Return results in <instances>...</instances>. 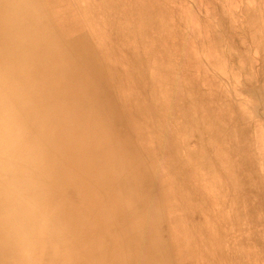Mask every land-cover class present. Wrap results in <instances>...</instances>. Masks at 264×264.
<instances>
[{
  "label": "rangeland",
  "instance_id": "obj_1",
  "mask_svg": "<svg viewBox=\"0 0 264 264\" xmlns=\"http://www.w3.org/2000/svg\"><path fill=\"white\" fill-rule=\"evenodd\" d=\"M2 1L13 4L3 9L4 13L18 15L22 21L16 17L21 28L17 34L29 39L31 30H37L33 41V45L39 43L37 50L47 52L46 47L50 48L49 53L55 54L52 64L68 67L51 74L56 77L63 72L70 78L59 86L56 99V105L69 104L70 111L69 117L67 113L57 117L54 111L52 122L43 117L37 122L29 114L43 112L48 94L43 95L39 85L37 96L24 87L26 99L31 101L26 105L36 109L23 112L28 117L22 133L21 112L13 106L17 100L4 94L0 67V223L5 226L0 224V264H64L66 210L73 203L85 212L87 225L82 228L81 221V237L91 243L94 253L99 246L114 248L116 239L122 244L125 239L132 264H160L159 230L166 209L162 162L174 155L176 143L178 153L184 145L198 143L197 155L210 158L228 155L232 144L244 142L248 181H253L256 173L262 189L258 194L254 186L250 188L248 225L256 220L264 236V0H193L195 5L184 0L181 53L167 52L160 30L149 29L146 12L138 4L141 0L130 5L135 13L132 36L123 27L126 0H119V6L110 0H104L103 6L93 5L92 0L93 6H87L97 18H110L113 9L117 22L119 19L117 31L107 24L99 31L94 24L104 35L101 40L107 46L103 48L116 43L113 48L119 49L107 52L95 50L102 47L95 46L94 37L78 36L79 0H72L70 21L62 17L59 3L63 0ZM65 29L75 36L65 37ZM95 29L92 32L97 34ZM78 88H86V98ZM63 89L67 92L62 95ZM91 111L97 117L88 124ZM74 112L86 117L79 119ZM63 120L67 124H61ZM49 123L57 124V129L53 125L50 129ZM78 125L83 129L105 126L107 140L102 129L99 138L93 131L84 130L83 134ZM52 133H58L59 138L54 140ZM65 137L83 138L96 146L100 140L101 145L94 161L96 171L90 167L92 171L85 173L70 165L78 184L74 190L60 180L66 181V168L62 172L61 167L67 165L65 151L71 143L61 142ZM57 143L63 150H53ZM52 164L58 166V175L51 174ZM108 164L111 172L106 177L102 170ZM170 167L174 166L167 165ZM98 219L106 224H97ZM76 226L75 222L74 233ZM133 226L139 227L135 242L129 236ZM262 248L264 251V239Z\"/></svg>",
  "mask_w": 264,
  "mask_h": 264
},
{
  "label": "crops",
  "instance_id": "obj_2",
  "mask_svg": "<svg viewBox=\"0 0 264 264\" xmlns=\"http://www.w3.org/2000/svg\"><path fill=\"white\" fill-rule=\"evenodd\" d=\"M133 1L136 2L126 0L124 12L126 23L123 27L130 36L132 29L135 30L134 8H130ZM79 2L78 36L94 37L95 46L102 47L95 48L98 52L119 50L113 48L116 43L106 49L107 45L101 40L104 35L97 31L105 24L119 30V19L117 22L113 9L110 18H97L94 9L87 7L92 5V0ZM110 2L119 6V0ZM186 2L196 4L193 0ZM59 4L62 5V17L70 21L72 0H63ZM138 4L146 12L149 29L160 30L166 51L181 53L184 0H141ZM49 5L54 18L55 4ZM93 5L105 3L104 0H93ZM116 11L118 18L119 7ZM50 23L55 29L51 20ZM64 36L69 38L75 34L65 29ZM190 36L192 39V30ZM191 51L194 52L193 47ZM232 145L228 155L202 158L197 155L198 143L184 145L182 153L177 152L176 143L174 155L171 153L169 160L165 158L162 162L166 209L159 230L160 264H264L263 232L256 220H252L249 227L247 212L250 188L254 186V193L261 194V179L254 173V180L248 181L245 144L239 141ZM167 165L174 167L167 168Z\"/></svg>",
  "mask_w": 264,
  "mask_h": 264
},
{
  "label": "bare ground",
  "instance_id": "obj_3",
  "mask_svg": "<svg viewBox=\"0 0 264 264\" xmlns=\"http://www.w3.org/2000/svg\"><path fill=\"white\" fill-rule=\"evenodd\" d=\"M12 5L13 4H10V2H6V1L0 0V43L2 44V46H0V47H2V50L0 52V59H1L2 63L0 65V67L3 69L2 74H1V79L3 80V83L2 82L1 83L3 84V87L2 86L1 87L4 88V91H3L4 94H6L8 96L9 95L15 96V99L17 100V104H16V101H13V106H15L14 109H16L19 112H21L19 115L21 116V119H22V128H21V131H22V129L24 127H26V124H24L23 121H25L26 118L28 117V116L26 117V115L23 112L26 111V110L28 112H30V111L32 112V110L36 109V106L29 107V106L26 105V103L31 102L30 101V97H28L26 99L28 92H32L35 96H37L39 94L40 90H43V92H42L43 95L48 94L46 96L48 102L45 104V107L42 109L43 112L38 114V115H36V116L34 115V114H36L35 112H32V114H29V115H31L30 117L34 118L37 122H39V117L46 118L47 121L52 122L53 121V116H54V111H57V115H56L57 117L61 116L64 113L65 114L67 113V117H69L68 113L70 111V105L66 104V103H65V107H64L63 104L62 105L61 104H57L56 105V99L60 96V94H59L60 92L59 93L57 92L58 88H60L59 86L66 84L65 82L68 81V79H70V78H66V76H64L65 74L63 73L64 70H65V67H67V66H65V67H64V65L63 66H55V65L52 64L51 58L55 59V54L53 55L52 53H49L50 52V48L46 47V51L47 52H44L42 50L41 51L37 50L36 46L39 45V43L36 44V45H33V41L36 38L35 36H37V34H34V33L37 30H34V31L31 30L32 36L29 39H25V38L22 37L21 34H17V32L21 31V28L18 27V24H17V22L15 20H16V17L20 20V17L18 15L15 16V15L7 14V13H10V12L4 13V11H3V9H6L7 6H12ZM11 20L13 22H11ZM28 27H29V25H28ZM28 40H30V41H28ZM200 41H202V40H200ZM196 52H197V50H196ZM63 64H65V63H63ZM41 70H44V71L41 73ZM58 70H61L63 72H61V74H58L59 76L57 75L56 77H54L53 73L57 72ZM51 72H53V73L51 74ZM61 78L63 80H61ZM38 85H39V88L41 87L40 90H39V88L37 89ZM66 86L68 88V85H66ZM24 87L27 88L28 92L24 93V91H23ZM77 91L83 93L84 97L86 98V96H87L86 95V88H81V89L78 88ZM64 92L66 93L67 91H65L63 89L62 92H61L62 95H63ZM56 93H58V94L56 96H54ZM51 94H52L53 97H50ZM35 96H33V97H35ZM82 101H84V100H82ZM77 104H78V102H77ZM60 110L62 111L61 114L59 113ZM72 115L79 117V119L83 118V117H86V116H83L82 114H78V113H75V112ZM95 116H96V113L94 111L89 112L87 114L86 123L89 124V123H92L93 121H96ZM88 118L91 119V121H87ZM61 124H67V121L63 120V122ZM52 125L53 124L49 123L48 127L50 129H52ZM20 127H21V125H20ZM53 127L54 128L56 127L55 129H57L58 126L56 124V125H53ZM104 128H105V126L102 125V128H101L102 129V135H103V138H105V140H107V137L105 136L104 131H103ZM77 129L79 131H81L83 134H84V130L85 131L88 130L90 132L93 131L92 132L93 135H96L97 137H99V134H101V129L98 128V127L96 128V126L93 127V125L92 126L90 125L89 127L86 126L84 129H83V126L78 125ZM22 133H24V132L22 131ZM112 137L114 138L115 136H112ZM52 138L54 140L58 139L59 138V134L58 133H52ZM24 139L25 138L23 136L20 138L21 146H23ZM64 139L65 140H62L61 142H65L66 141V142H71V143L67 146V148H66L67 150L65 151L66 157L69 158L68 162H67V165L65 167H64V165H63V167H61V171L62 172L66 168L65 169L66 174H64L65 177H66V181H63L62 180L63 178L60 179V180H61V182L64 185H66L67 188H69L71 190L72 189L74 190V187L75 186L78 187V184H77V181H76V178H75V175H74V171L70 170L71 169L70 165L72 163L74 165H77L78 170L82 171V172H85V173L92 171V170H90V167H91V169H93V171H96L94 161L98 160V157H99L98 150H99L101 145H100V140H99L98 145L96 146L95 144L91 143L89 140H85L83 138L80 139V138L77 137V139H70V137H68V139H67V137H65ZM60 144L61 143L55 144L54 149H53L55 152L59 151L60 148L63 150V145L61 147ZM33 149H34V147H33ZM114 157H115V155H114ZM85 162H88V163L85 164ZM57 167L58 166L56 164H52L51 167L49 168L52 175L53 174L58 175L60 173L57 170ZM110 167H111L110 164H108V167L105 166V168L102 170V175H104V176L106 175V177H107V175L111 172ZM106 177H105V179H106ZM110 178H109V180H110ZM116 179H117V177H116ZM54 180H55V178H54ZM88 180H91V179H88ZM128 180H129V176H128ZM107 182H108V180H107ZM113 183L114 182H112V184ZM47 185H49V184L47 183ZM42 187H44V186H42ZM85 187H84V189H85ZM39 189L40 188L37 187V190H39ZM42 189H44V188H42ZM54 191H55V189H54ZM72 192H71V195H70L71 198H73L72 197L73 196ZM51 194H52V191H51ZM75 197L76 196H75V193H74V198ZM47 202H49V201H47ZM46 205H48V204H46ZM66 212H67V214H66V217H67V231L66 232L67 233H65L66 234V250H65V253H64V259H65L64 260V264H132V260H134V259H132V255L130 253V247L129 246H125L127 244L125 242L126 241L125 239H124V244L120 243L119 239H116L115 241H117L118 243H117V246H115L114 248L110 247L108 249H103V248H101L99 246L98 251H96V253H94L92 251L91 246H90L91 243H89L88 241H84L83 238L81 237V231H80L81 230V228H80L81 221H82V228H83V226L87 225V221L86 220L84 221L85 212L83 210H81L79 207H76L74 203L67 205ZM103 213H104V211L102 210V214ZM48 215H49V213H48ZM54 219H55V216H54ZM57 221H59V220H57ZM75 222L77 223V226H76L77 232L76 233H74L75 232ZM78 222H80V223L78 224ZM100 223H102V220L98 219L97 220V224H100ZM0 224H1V227H5L4 225H2V223H0ZM105 224H106V222L102 226H104ZM138 228L139 227L133 226V228L130 229V232H131L132 235H129V236L131 237L130 239H132L133 242L136 241V238H134L133 236L136 235Z\"/></svg>",
  "mask_w": 264,
  "mask_h": 264
}]
</instances>
